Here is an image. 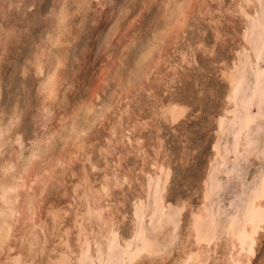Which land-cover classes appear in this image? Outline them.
<instances>
[{
  "label": "rangeland",
  "instance_id": "rangeland-1",
  "mask_svg": "<svg viewBox=\"0 0 264 264\" xmlns=\"http://www.w3.org/2000/svg\"><path fill=\"white\" fill-rule=\"evenodd\" d=\"M206 1L197 0L184 32L166 45L164 62L152 70L146 81L142 80L143 88H133L131 98L124 99L121 85L132 78L141 45L148 43L163 25L168 0H0V131L3 130L0 177H7L2 170L9 161L16 164L8 177L11 173L17 174L39 143L44 154L36 160L42 166L59 155L73 152L70 164L55 166L43 192L40 182L31 190L40 192L36 196V201L41 203L37 202V217L45 219V230H48L47 249L39 255L41 260L55 253L51 248L59 247L56 234L74 224L80 202L77 194L84 188L81 185L75 191V186L82 183V176L86 173L97 185L100 175L109 168L100 147L111 136V125L122 130L118 120L121 110L125 109L129 111L126 115L151 123L141 130L145 156L149 155V159L156 156L154 145L161 143L158 158L169 165L171 172L163 192L160 177L153 179L141 171L142 167L150 169V165L143 161V152L134 148L138 144L126 138L132 152L123 161L127 166L123 165L134 170L139 179L135 177L130 185L126 182L121 187L123 190L116 188L114 197L122 198L121 190L124 191L122 203L118 205L122 209L118 219L122 213L126 214L125 221L119 223L123 236L129 237L132 233V216L137 212L139 233L128 241L132 264H181L178 257L183 245L190 243L183 244L188 233L187 219L191 210L201 204L206 182L210 212L206 221L201 222L202 232H216L221 236L222 249L219 247L217 257L222 256L229 226L235 222L238 229L241 227L242 214L247 216L250 212L252 200L249 199L260 190L264 176V0H257L260 11L247 18L227 9L234 0ZM200 7L205 8L203 13ZM61 9L68 13L63 21ZM241 42L249 48L241 50ZM254 58L256 67L252 63ZM226 64L231 68L234 85L239 88L236 106L229 109L230 115L225 120L221 118L218 122L228 106L226 95L230 83L223 75ZM46 80L50 85L56 82V91H52L55 95H45L46 87H50ZM92 99L98 111L107 102L112 107L87 130L85 149L77 152L74 141L67 142L65 135L77 112L74 120L80 124L87 122L84 111ZM171 99L187 106L184 117L176 123L160 112V105ZM127 101L131 107H126ZM155 112L158 114L154 116ZM248 118L253 120L248 122ZM127 134L134 138L138 133L127 131ZM243 134L246 149L240 152ZM215 141L220 154L213 158ZM112 156L115 157L113 154L107 157L113 159ZM140 182H147L149 190L144 209L135 198L143 190ZM164 193L165 201L170 204L167 210L162 198ZM184 202V207L179 206ZM51 205L61 209L59 222L62 224H54L50 214H46V208ZM55 225L58 229H53ZM19 226L22 230L26 225ZM36 229L42 238L46 236L40 226ZM71 230L69 239L75 244L76 235ZM262 233L251 264H264V230ZM117 237L111 235L108 239L109 252L104 264L126 262L125 248ZM14 240L12 243H18L21 248L22 241ZM91 244H87L80 264H94V248L97 255L101 253L102 244L93 243L95 247Z\"/></svg>",
  "mask_w": 264,
  "mask_h": 264
},
{
  "label": "bare ground",
  "instance_id": "bare-ground-1",
  "mask_svg": "<svg viewBox=\"0 0 264 264\" xmlns=\"http://www.w3.org/2000/svg\"><path fill=\"white\" fill-rule=\"evenodd\" d=\"M202 2L206 3L207 1L202 0ZM233 2L234 3L232 5L230 4L231 5L230 8H227V9L228 10L231 9L234 12L241 13L242 15H244V18L245 16L247 18V16L253 13L257 14L258 11H260L258 8L259 6H258L257 0H234ZM196 3H197V0H168V2L166 3V7H165V14H164L165 16H164L163 25L159 28L157 27L158 29L156 31L154 30L155 34L153 33L154 36L148 43L141 45V47L139 48V54H137V59L135 61L134 70L132 71L133 76L132 78H130V80H127L126 84L121 85L122 91L120 93L125 92V96L123 95L124 99L131 98L129 95L131 94L133 88L140 87V86L143 88V83L145 82H143L142 80H144L145 78H148L152 70L154 68L158 69L162 61L164 62V57L165 55H167V49H168L166 45H168L169 43L172 44V39L179 37V35L184 32L185 27L188 24V20L191 17V13ZM206 8H209V7H206ZM64 9H61L62 11H61L60 20L66 17L65 16L66 10ZM199 11L200 13H203L205 11V8L200 7ZM247 48H249L247 43H244V42L240 43L241 50H247ZM252 61H253L252 63L256 67V64H257L256 59L254 58ZM228 66L226 64L225 68L223 69L224 71L223 75L226 77V79L230 83L228 94L226 95V99H227L226 103L228 104V106L224 108V113L219 116L218 122L221 120V118L225 120L224 118H227L230 115L229 109L231 107L236 106V98L238 95L239 87H236L234 85L233 76L231 74V68H229ZM51 81H53L52 78H51ZM240 81L242 80L240 79ZM46 83L49 84L47 80H46ZM49 86L50 87H46L45 95L47 94L55 95V94H52L53 93L52 91L54 87L56 86V82L55 81L52 82L51 85L49 84ZM43 87L45 88V86ZM152 88L153 87L150 86V89ZM95 92L96 94L94 97L97 98L98 92L97 91ZM94 102H95L94 99H92L88 103L87 108L84 111V113L87 115L86 117L87 122L85 124H80L78 121H75L74 119L76 115L79 114V112L77 113L75 112L76 114H75V117L73 118V122L70 125L65 135L67 138V142L68 140L74 141V145L75 147H77L76 148L77 152H80L82 149H85L84 143L86 141L85 135H86L87 130L91 129L94 126V124H96L98 119H100L101 117L104 118L108 110H110L112 107V104L107 102V103H104L103 109L98 111L95 109L96 105ZM129 102L128 101L125 102V104L127 103L126 107H131L129 106L130 105ZM180 102L179 101L175 102V100H172L168 103L163 102V104L160 105L161 106L160 112L162 116L172 123L178 122L182 117H184L187 111V106ZM84 108H85V105H84ZM121 111H122V114L121 113H120L121 115L119 114L120 119L118 120V122L120 125H122V130L120 129V131H118V127H116V125H111V128H110L111 136L109 137L107 136L108 137L107 142H105L104 145L102 144L100 147V153H102V155L105 157L107 164L109 165L108 166L109 168H106L104 173L100 175L101 178H100L99 184L97 185L94 184L93 183L94 181L90 180L89 176L84 172L85 174L82 176L83 177L82 183L75 186L76 187L75 191H77V188L81 185H83L84 188L82 187L83 189L80 190L79 193L77 194V196L80 199V202L78 203V206L76 207V210H75V216L73 220L74 224L70 227L65 226L66 228H64L63 230H60L56 234L59 237V242H57L59 243V247L51 248L50 251L55 252V253L54 254L49 253L47 255L46 260H41L39 257V255L46 252V249H47L46 243L48 242V236H47L48 230L47 231L45 230L46 229L45 219H43L42 217H37L38 215V212H37L38 203L37 202L40 203V201H36V196L40 192L37 193L31 190H33V185L35 183L40 182L42 184L41 191L43 192V188L46 185L48 177L51 175V172L53 171L55 166H57L58 164L60 165L70 164L72 162L71 161L72 159H70V157L71 158L73 157L72 156L73 152L69 151L68 154L65 153V155H59L58 157L56 156L57 158L55 160L48 162V165L46 164V166H42V164H40L39 161L36 160V157L42 156L44 154L42 147L39 143L36 147V150H34L31 156L26 159L24 167L17 174L11 175L12 174L11 173L9 174L10 177H8L7 175L9 172L12 171L11 169L14 168L16 164L15 161H14L15 164H11L12 161H9V163L4 166L2 172L7 177H4V178L2 176L0 177V264H80L83 256L85 255V252L87 250V244L89 242H91L92 244L93 243L102 244L101 253L100 254L98 253L99 255H97L96 249L94 248V251L92 254L94 257V264H104V261L107 258V255L109 252L108 251V247H109L108 239L111 235H114L116 238H118L117 236H119V239L121 242L120 244H122V246L125 248V254H126L125 264H132L133 261H131L128 255V251H129L128 241L129 239L131 240V238L137 237V232H138L137 229L139 226V221H138V218L136 217L137 212L136 214L132 216V222H133L134 227L129 237L123 236L122 233L119 232L120 231L119 223L125 221L126 214L122 213V217L118 219L119 218L118 215H120V213L122 212V209H120L118 205L119 203H122V199L124 198V195H125L121 187H123V185L126 182H128V184L130 185L131 183H133V181H135L134 178L137 177L136 172L132 169L129 170L130 168L127 169L124 166V165L127 166V164H125V162L123 163L126 156L129 153L131 154L132 152V150L129 149V147L127 146L128 144H127L126 138H128L131 141H135L138 144V145H135V147L134 146L133 147L138 152H143L141 153V157L143 161L145 162L147 161V165L148 164L150 165V169H147L146 167L147 169L146 170L144 167H142L140 168L141 171L144 172L146 175H149V176L152 175L153 179H155L156 177H160L161 178L160 189H162L161 191L163 192L166 190L167 178L169 174H171V172H169V168H170L169 165H167L165 161H163V159L158 158L159 153H160L159 150H160V147L162 146L161 143L159 144L156 143L158 146L154 145V148L156 149L155 150L156 152L154 151L156 153V156H154L151 159L148 158L149 155L148 157L145 156L147 153L145 152V150L143 151L144 147L141 141L142 140L141 130L146 128V126L151 123L142 122V120L134 119V116L132 118L130 115L129 116L126 115V113L128 114L129 112L128 109L121 110ZM157 112L154 113V116L158 114ZM150 114H152V112ZM247 120L248 122H250L253 119L248 118ZM2 131H0V146H2V139H1L3 135ZM127 131L135 132L138 134H134V138H133L131 134H127ZM160 138L161 137H159V139ZM118 145L120 147H118ZM213 148L215 152L213 153L212 157L216 158V156L220 154L218 141H215ZM245 149H246V139H245V135L243 134L240 139V152L245 151ZM114 151H117V153H114ZM88 153L90 152L88 151ZM60 154H61V151H60ZM108 154H113L115 157L112 156L113 159L112 158L108 159L109 158L107 157ZM222 161L223 163L226 161L225 156H223ZM93 167H94V164H93ZM137 179L139 178L137 177ZM146 183L147 182H140V185L142 186L143 190L142 192H140L141 194H138L135 197L136 202L138 203L139 206L143 207V209H144L143 204L146 203L144 200L148 196V192H149ZM206 183L203 189L201 204L197 207V209L191 210L190 212L191 216L189 217L190 219H187L189 220V222L187 223L188 224L187 226L188 233L186 237L187 240L185 239L183 244H185L187 241H189L190 243H188L189 244L188 246L186 244L183 245L180 256L178 257V261H180L181 264H208V262L210 263L212 262L215 264H251L253 262L254 257H256L257 255L258 246L260 245L261 239L263 237L262 232L264 230V176L261 177L260 190H258L256 196L253 195V198L251 199L248 198L249 200H252V202L249 201L251 203L250 212H248L247 216L244 213H243L244 215L240 213L242 214V216H244L241 227L238 229V227H236L237 225L235 222H233L232 225L229 226L230 229H228L227 236L224 239L225 242L223 243L222 256L220 257L219 256L217 257V255L220 254L219 247L220 248L222 247L221 246L222 244L220 242L221 236L216 232L215 234L208 233V232H202V225H203L202 223L206 221L209 215L208 212H210L209 211L210 209L208 208V204H207L208 203L207 201L209 200V191L207 187L208 185H206ZM116 188L122 189L121 190L122 198L116 195L114 197V190H116ZM164 194H162V198L164 201L165 209L167 210L170 204H167L166 202L167 200L165 199L166 194L165 195ZM72 206L74 205L72 204ZM179 206L184 207L185 202L180 203ZM46 210H47L46 214L47 215L50 214V216L52 217L54 221V224L58 223L59 219L62 218V214H60L61 209H58L56 206L51 205L48 208H46ZM134 213H135V210H134ZM35 217H37L36 220H35ZM21 223L24 226L26 225L24 229L22 230L19 228L21 227L19 226ZM230 223L231 222H229V225ZM59 224H62L61 221L59 222ZM37 226H40L42 229L45 230V231L43 230L44 235H46L44 238H42L39 234V231H37L36 229ZM56 228L58 229L57 225H55L53 229H56ZM71 229H73L74 231ZM70 230L71 232H74V234L76 235V238L74 239V241H76L75 244L70 242V239H69ZM14 238H17L18 240L22 241L21 248H18L17 245L19 244L17 243V241H16L17 243L16 245L15 243L14 244L12 243V240H14ZM51 238L53 239V237ZM95 244H93V247L96 246ZM113 247L115 246H112L111 248ZM14 248H16L15 252L13 251ZM110 251L113 252V250L111 249ZM111 259L112 258H110V260ZM136 262H138V260ZM174 262L176 261H173V263Z\"/></svg>",
  "mask_w": 264,
  "mask_h": 264
}]
</instances>
